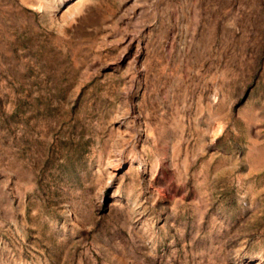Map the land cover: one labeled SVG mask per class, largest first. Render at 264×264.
Wrapping results in <instances>:
<instances>
[{
  "label": "rangeland",
  "instance_id": "obj_1",
  "mask_svg": "<svg viewBox=\"0 0 264 264\" xmlns=\"http://www.w3.org/2000/svg\"><path fill=\"white\" fill-rule=\"evenodd\" d=\"M0 264H264V0H0Z\"/></svg>",
  "mask_w": 264,
  "mask_h": 264
}]
</instances>
